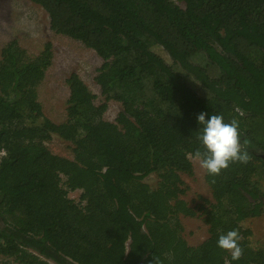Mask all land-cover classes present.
Instances as JSON below:
<instances>
[{
	"label": "trees",
	"instance_id": "1",
	"mask_svg": "<svg viewBox=\"0 0 264 264\" xmlns=\"http://www.w3.org/2000/svg\"><path fill=\"white\" fill-rule=\"evenodd\" d=\"M31 1L54 32L103 59L95 80L105 101L73 72L67 120L54 122L38 98L52 42L36 57L16 39L3 47L0 255L17 264H149L154 255L162 264H264V247L249 245L241 225L264 211V0ZM110 100L122 104L115 121L105 118ZM200 112L238 119L251 160L205 174L211 234L190 245L181 215L199 208L181 198V174L194 173ZM55 136L73 158L50 150ZM153 173L156 187L144 181ZM232 229L242 237L238 261L217 246Z\"/></svg>",
	"mask_w": 264,
	"mask_h": 264
},
{
	"label": "rangeland",
	"instance_id": "2",
	"mask_svg": "<svg viewBox=\"0 0 264 264\" xmlns=\"http://www.w3.org/2000/svg\"><path fill=\"white\" fill-rule=\"evenodd\" d=\"M18 40L20 46L27 52L29 57H36L42 51L46 42L53 45V62L48 68L44 80L38 87V98L43 106L44 114L56 123L67 120V106L70 88L67 79L71 73L76 72L85 81L89 88L97 94V103L105 101L99 85L95 80L98 68L103 59L95 50L79 41L73 40L62 34L54 32L50 28L48 13L31 0H0V58L2 49L12 40ZM165 60L170 57L161 47L154 48ZM188 81L197 87V82L191 78ZM197 84V85H196ZM122 104L116 100L108 102L105 118L115 121ZM50 150L58 155L73 158L72 144L69 141L55 136L47 141ZM194 173H182L186 193L181 197L190 206L203 203L205 198H211V189L206 182L205 172L193 163ZM146 181L151 187H156L159 177L156 173L147 176ZM264 190V180L262 179ZM82 190L70 191L69 196L75 201L80 200ZM184 222V236L190 245L199 244L203 234L201 221L198 217H182ZM0 219V227H3ZM245 229H250L251 234L246 237L247 242L254 248L264 247V214L251 218L241 223ZM7 258L0 256V264H12ZM15 264V263H14Z\"/></svg>",
	"mask_w": 264,
	"mask_h": 264
},
{
	"label": "clouds",
	"instance_id": "3",
	"mask_svg": "<svg viewBox=\"0 0 264 264\" xmlns=\"http://www.w3.org/2000/svg\"><path fill=\"white\" fill-rule=\"evenodd\" d=\"M199 130L197 140L200 143L191 154V161L198 165L207 175L219 176L231 164L246 165L251 160L247 151V140L241 142L240 122L232 118L225 122L223 114L200 112L197 115ZM213 182H215L213 180ZM242 237L238 229L220 234L217 246L230 254L232 261H238L244 255L241 246ZM149 264H162L159 256H153Z\"/></svg>",
	"mask_w": 264,
	"mask_h": 264
},
{
	"label": "flooded vegetation",
	"instance_id": "4",
	"mask_svg": "<svg viewBox=\"0 0 264 264\" xmlns=\"http://www.w3.org/2000/svg\"><path fill=\"white\" fill-rule=\"evenodd\" d=\"M187 190V189H186ZM186 193V192H185ZM184 195V194H183ZM182 196V195H181ZM211 196H212V193H211ZM182 198V197H181ZM213 200V197L212 199L211 198H205L204 199V202L203 203H198V208L199 210H196V214L195 215H181V221H182V224L184 226V222L182 220V217L185 216V217H198L199 220L201 221V226H202V231H203V234L206 232V236L203 237L202 241L199 243L201 244L202 242H204L205 240H207L209 237H210V224H208V222L205 220L206 218V215L205 213L203 212L202 208H201V205H204L205 207H208L210 206V202L209 201H212ZM186 201V200H185ZM194 207V206H193ZM264 210V209H263ZM264 214V211L263 213ZM262 214H260L259 216H261ZM255 217H258V216H255ZM255 217H248L247 219L243 220L242 222L246 221V220H249L251 218H255ZM247 230V229H246ZM184 232H185V228H184ZM198 245V244H197ZM1 256V255H0ZM3 257V256H2ZM5 258V257H4ZM10 260V259H9ZM14 264V262L12 263ZM17 264V263H15Z\"/></svg>",
	"mask_w": 264,
	"mask_h": 264
},
{
	"label": "built area",
	"instance_id": "5",
	"mask_svg": "<svg viewBox=\"0 0 264 264\" xmlns=\"http://www.w3.org/2000/svg\"><path fill=\"white\" fill-rule=\"evenodd\" d=\"M5 154H6V150L4 148L0 149V160Z\"/></svg>",
	"mask_w": 264,
	"mask_h": 264
},
{
	"label": "water",
	"instance_id": "6",
	"mask_svg": "<svg viewBox=\"0 0 264 264\" xmlns=\"http://www.w3.org/2000/svg\"><path fill=\"white\" fill-rule=\"evenodd\" d=\"M256 154L261 156L264 161V152H261L260 150H256Z\"/></svg>",
	"mask_w": 264,
	"mask_h": 264
}]
</instances>
